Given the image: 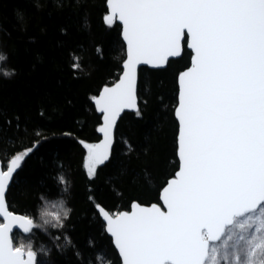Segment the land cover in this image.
<instances>
[{
    "label": "snow or ice",
    "instance_id": "snow-or-ice-1",
    "mask_svg": "<svg viewBox=\"0 0 264 264\" xmlns=\"http://www.w3.org/2000/svg\"><path fill=\"white\" fill-rule=\"evenodd\" d=\"M101 26L116 33L119 54L115 79L87 98L102 137L79 141L89 184L119 151L135 152L130 140L117 143V132L129 113L142 117L151 78L187 59L173 73L175 166L147 202L109 205L86 189L95 238L82 249L63 201L59 213L45 208L39 220L9 202L41 141L0 146V264H54L53 248L74 264H97V252L112 257L109 264H264V0H103ZM7 60L0 52V63ZM145 182L154 184L150 174ZM60 185L61 195L71 192L65 176ZM37 230L52 248L34 245Z\"/></svg>",
    "mask_w": 264,
    "mask_h": 264
},
{
    "label": "trees",
    "instance_id": "trees-1",
    "mask_svg": "<svg viewBox=\"0 0 264 264\" xmlns=\"http://www.w3.org/2000/svg\"><path fill=\"white\" fill-rule=\"evenodd\" d=\"M102 13L103 0H0V52L8 57L0 63V146L12 151L41 141L9 202L15 211L39 220L45 208L59 213L63 201L73 210L70 231L82 249L95 238L86 189L94 187L97 197L109 205L123 207L137 198L147 202L154 197L155 185L174 168L173 73L187 63L185 59L173 64L151 78L141 96L142 117L129 113L117 132V143L122 136L135 145V152L119 151L118 162L90 185L83 167L86 150L79 141L96 143L100 138L95 131L97 114L87 98L115 79L112 69L119 54L116 33L101 26ZM77 63L82 72L74 67ZM3 70H14L15 75L5 78ZM6 120L12 124L6 125ZM65 131L72 135L64 136ZM146 174L152 186L145 182ZM60 176L68 179L69 194L61 195L63 185L56 186ZM56 231L50 228L48 233ZM21 238L23 234L17 240ZM32 242L37 248L53 247L43 230H37ZM96 257L97 264L113 259L103 252ZM51 258L54 264H74L55 248Z\"/></svg>",
    "mask_w": 264,
    "mask_h": 264
},
{
    "label": "water",
    "instance_id": "water-1",
    "mask_svg": "<svg viewBox=\"0 0 264 264\" xmlns=\"http://www.w3.org/2000/svg\"><path fill=\"white\" fill-rule=\"evenodd\" d=\"M98 133V132H97ZM98 135H99V138L100 139H102V137H101V135L98 133ZM100 139H99V141L98 142H96V143H99L100 142Z\"/></svg>",
    "mask_w": 264,
    "mask_h": 264
}]
</instances>
